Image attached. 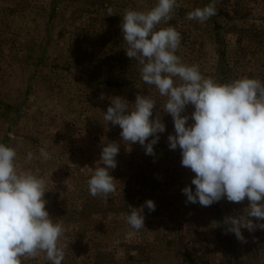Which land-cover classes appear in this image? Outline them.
Here are the masks:
<instances>
[{"label": "rangeland", "instance_id": "374dc122", "mask_svg": "<svg viewBox=\"0 0 264 264\" xmlns=\"http://www.w3.org/2000/svg\"><path fill=\"white\" fill-rule=\"evenodd\" d=\"M210 2L178 0L171 19L158 27L170 24L180 32L177 54L205 76L221 83L264 80V0H216V15L206 22L186 18ZM156 3L0 0V143L17 150L21 168L29 151L51 153L31 166L46 178L50 216L65 227L62 264H264V230L242 229L241 242L219 220L243 215L247 199L207 207L187 202L182 190H195V173L182 166L179 148H169L168 136L175 134L170 115H162L166 131L154 156L139 143L123 142L122 129L103 119L115 96L134 104L137 95H152L153 118L160 112L165 98L142 81V66L126 55L121 29L125 10L146 11ZM111 142L120 144L111 172L116 190L93 197L91 168ZM148 200L155 211L145 208V228L132 229L123 214ZM24 264L50 262L41 253Z\"/></svg>", "mask_w": 264, "mask_h": 264}, {"label": "clouds", "instance_id": "9594fccd", "mask_svg": "<svg viewBox=\"0 0 264 264\" xmlns=\"http://www.w3.org/2000/svg\"><path fill=\"white\" fill-rule=\"evenodd\" d=\"M178 0H157L150 10L127 9L122 15L126 55L139 61L141 79L165 98L154 116L157 101L137 95L135 103L115 96L104 112V121L119 126L123 142L139 143L146 155H155L159 134L166 131L162 115L173 119L175 134L168 136L170 150L179 148L182 166L195 173L191 186L182 191L187 202L211 206L222 199L249 205L239 217L225 220L227 231L244 242L242 229L264 230V80L242 76L227 83L205 76L197 64H187L177 54L181 34L168 25ZM111 16L112 9H108ZM216 15V0L187 13L188 20L206 22ZM104 99V96H101ZM191 106L194 110L186 114ZM192 123H189V121ZM153 137L149 142V138ZM120 144L105 143L101 158L88 180L93 197H107L116 190L111 172L117 167ZM51 153L41 147L29 151L26 167L18 164L17 150L0 143V264H24L43 253L50 264L65 259V227L47 210V181L33 161L46 162ZM145 208L155 211L154 201L123 214L134 230L145 228Z\"/></svg>", "mask_w": 264, "mask_h": 264}, {"label": "trees", "instance_id": "16d2710c", "mask_svg": "<svg viewBox=\"0 0 264 264\" xmlns=\"http://www.w3.org/2000/svg\"><path fill=\"white\" fill-rule=\"evenodd\" d=\"M223 70H224V68H223ZM109 84H112V83H109ZM215 208H217V206H215ZM217 212H219V209H217ZM219 220H220L222 223L225 222L224 219L222 218V216H219ZM223 230H224V232H225L226 228L224 227ZM226 234H227V232H226ZM230 264H232L231 261H230ZM235 264H238V262H236Z\"/></svg>", "mask_w": 264, "mask_h": 264}]
</instances>
